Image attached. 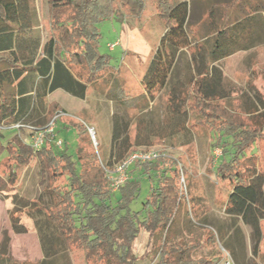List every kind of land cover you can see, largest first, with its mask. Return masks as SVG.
<instances>
[{
	"label": "trees",
	"instance_id": "trees-1",
	"mask_svg": "<svg viewBox=\"0 0 264 264\" xmlns=\"http://www.w3.org/2000/svg\"><path fill=\"white\" fill-rule=\"evenodd\" d=\"M244 1L231 0V4L238 6ZM148 3L164 20L165 31L144 66L141 85L153 100L170 84L161 119L146 122L137 116L130 122L113 114L109 149L98 152L78 116L82 124L69 122L78 124L76 133L80 134L74 157L66 146L55 152L48 135L35 151L30 143L34 129L41 130L53 117L65 114L50 102L49 95L61 90L84 99L90 86L115 70L109 57L98 52V25L111 19H139ZM45 4L48 34L43 37L34 0H0V165L5 169L0 175V195L11 206L8 217L13 233L27 232L21 221L24 214L32 220L43 256L38 264H53L57 256L71 250L82 252L89 264H136L146 258L155 264H217L222 259L218 244L237 264H246L239 260L232 240L233 235L239 241L242 225L250 228L255 241L252 253L264 264L260 251L264 175L243 164L247 151L264 135V102L258 96L255 102L245 95L247 100L237 104L249 122L235 108L230 113L222 102L229 100L232 85L217 66L242 47L229 44L226 48L227 33L250 25L258 10L215 25L212 38L207 36L202 45H192L187 1L45 0ZM204 47L208 48L206 55ZM187 53L186 72L182 74L177 63ZM199 125L208 127L212 148L221 152L217 158L211 155L212 171L230 187L223 211L232 229L230 235L225 228L197 227L189 220L192 228L205 234L204 241L194 231L187 238L172 233L186 195L180 184L184 167L178 158L161 153L151 161H134L116 191L109 176L117 164L155 141L172 150L189 146L192 127ZM33 160L41 193L28 200L17 193L16 182L18 170ZM144 180L149 189L134 210L130 205ZM140 231L148 234V250L138 258L132 245ZM3 245L0 264H17L7 255V244Z\"/></svg>",
	"mask_w": 264,
	"mask_h": 264
},
{
	"label": "rangeland",
	"instance_id": "rangeland-1",
	"mask_svg": "<svg viewBox=\"0 0 264 264\" xmlns=\"http://www.w3.org/2000/svg\"><path fill=\"white\" fill-rule=\"evenodd\" d=\"M248 1L257 2V0ZM34 2L38 17V28L42 36L45 37L48 34L47 6L45 0H34ZM98 30L100 33L98 52L109 57V63L115 70H110L98 84L88 88L86 116L81 115L79 117L83 124L85 123L87 131L88 128L94 130L95 141L90 138V135L87 136L90 138L93 148L98 149V152H102V150L104 152L110 146L113 114L130 122L136 121L137 116L145 118L146 122L153 120L156 122L161 119L171 86L169 84L157 93L152 100L145 94L141 85L144 66L155 52L160 37L165 30L164 20L156 15L149 3L139 19L105 20L98 25ZM116 41L119 43L113 50H109L107 46ZM257 50L259 52L256 51L250 59L238 57L225 63V72L236 83L231 84V92L233 93L230 94L227 102H222L223 106L230 113L235 108L236 112L241 114L248 122L250 120H248L247 115L237 110L236 106L238 103L247 100L245 95H248L255 102H257L255 97L258 96L264 102V47ZM180 59L177 63V70L178 72L181 70L184 74L188 56L185 54ZM54 103L52 101V104ZM258 105L262 109L260 103ZM79 117L72 118L71 115L60 113L55 121L54 134L56 139L63 142V147L53 146L55 152H60L66 146L67 152L74 157L79 146L80 134L76 133L78 124L71 125L69 122L74 121L82 124ZM133 131L134 125L130 129L131 135L134 134ZM192 132L190 144L187 147L172 150L162 142L155 141L152 146L146 148L156 150L160 154L164 153L170 157H176L184 167L180 184L182 193L186 195L176 214L172 233L177 237L187 238L189 232L194 231L198 238L204 241L206 239L205 234L192 228L189 225V220H191L197 227L209 226L214 227V229L222 227L227 229L231 235L230 221L223 211L230 187L226 183L220 182L212 171L214 160L212 161L211 155L217 158L221 152L218 148H212L211 133L207 126H194ZM253 146L252 150L247 151V158L243 160V164L264 175V135L256 139ZM86 148L88 149L87 146ZM3 171L5 169L1 164L0 175ZM16 185L17 193L28 200L37 198L40 195L41 188L38 186L35 160L28 166L18 170ZM148 189V181H142L140 193L130 205L132 209L137 210L139 208L140 202L147 195ZM10 209V204L0 195V249L2 246L4 247L3 244H7L5 246L7 255L11 261L17 264H38L43 256L32 220L24 214L21 221L27 232L15 234L9 223L8 212ZM261 228L264 233V222L261 223ZM240 234L239 241H235L232 235L233 246L239 260L244 261L246 264H260L259 257L252 253L255 241L252 239L250 228L242 225ZM219 245L218 247L222 250V259L217 264H224L225 255ZM205 248L203 250L207 252ZM132 249L138 258L146 253L148 250V234L146 232L140 231L133 242ZM260 251L264 254V234L260 243ZM233 261L237 264L234 259ZM53 264L89 263L84 261L82 252L71 250L57 256ZM136 264H155V261L146 258L137 261Z\"/></svg>",
	"mask_w": 264,
	"mask_h": 264
},
{
	"label": "crops",
	"instance_id": "crops-1",
	"mask_svg": "<svg viewBox=\"0 0 264 264\" xmlns=\"http://www.w3.org/2000/svg\"><path fill=\"white\" fill-rule=\"evenodd\" d=\"M182 1L190 3L189 30L193 36L192 45H202L207 36L212 38L215 35V32H213L215 25L222 24L223 21H233L235 18H244L247 15V11L258 10V13H253L256 17H254L250 25H246L242 29L237 30V32L227 33L228 41L225 45L226 48L229 44H240L242 47L240 50L226 56L217 63L226 80L234 85L236 82L233 79L231 80L225 72V63L238 57L241 59H250L255 55L256 51L259 52L257 49L264 47V0H257V2L245 0L238 6L231 4V0H210L211 3L201 1L190 2L189 0ZM210 45H212V41H209V47ZM207 49L206 47L202 49L204 55L207 54ZM187 56L189 59L188 53ZM195 57L198 61V56ZM204 63L206 64L205 59ZM197 66H199L198 62ZM192 71L195 72L194 68ZM252 90L255 91L254 89ZM49 100L50 102L54 101L64 110L65 114L71 115L72 118L81 115L86 116V94L84 99H78L61 90H57L49 95Z\"/></svg>",
	"mask_w": 264,
	"mask_h": 264
},
{
	"label": "built area",
	"instance_id": "built-area-1",
	"mask_svg": "<svg viewBox=\"0 0 264 264\" xmlns=\"http://www.w3.org/2000/svg\"><path fill=\"white\" fill-rule=\"evenodd\" d=\"M116 45H117V42L112 43L108 45L107 47L112 50ZM59 115L60 114L53 117V119L49 122V124H47L41 130H37V129H34L33 127H29L35 130L34 134L30 138L31 146L35 151L39 150L41 146L44 144L45 135H48L52 139V142L54 143L56 147L62 148L63 142L59 139H56L55 134H54L55 121L57 120ZM18 126L19 125H16L15 127H18ZM88 133L90 135V138L93 141H95V133H94L93 128H88ZM159 155L160 153L158 151L150 150V149L139 150L129 155L127 158H125L123 161L117 164L112 172H109L112 190L116 191L118 187L125 181L126 172L128 168L133 164L134 161H141V162L151 161V160L156 159ZM223 252L225 255L224 264H234L230 255L224 250Z\"/></svg>",
	"mask_w": 264,
	"mask_h": 264
}]
</instances>
